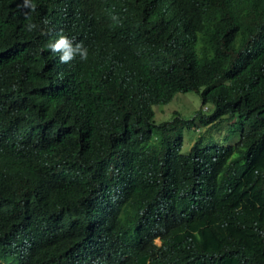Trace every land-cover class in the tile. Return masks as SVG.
I'll return each instance as SVG.
<instances>
[{"label": "trees", "instance_id": "obj_1", "mask_svg": "<svg viewBox=\"0 0 264 264\" xmlns=\"http://www.w3.org/2000/svg\"><path fill=\"white\" fill-rule=\"evenodd\" d=\"M18 3L0 0V264H264V0ZM61 34L88 59L60 63ZM186 93L191 120H155ZM227 121L235 145L180 154L185 128Z\"/></svg>", "mask_w": 264, "mask_h": 264}, {"label": "rangeland", "instance_id": "obj_2", "mask_svg": "<svg viewBox=\"0 0 264 264\" xmlns=\"http://www.w3.org/2000/svg\"><path fill=\"white\" fill-rule=\"evenodd\" d=\"M222 81V80H221ZM209 106V105H208ZM200 108V98L195 93L177 94L166 105L156 106L155 120L157 122L169 121L176 114H179L184 120H191L196 112ZM204 109H207L204 107ZM211 106L208 107L207 112H211ZM206 112V111H205ZM213 128L210 132L205 133V128L187 129L183 130V145L180 150V154L186 155L189 153L191 146L194 144L197 138L203 137L202 146H233L239 139L240 134L235 132L230 122H224ZM138 203L136 201H130L124 208L121 214V221L126 222L135 212Z\"/></svg>", "mask_w": 264, "mask_h": 264}, {"label": "clouds", "instance_id": "obj_3", "mask_svg": "<svg viewBox=\"0 0 264 264\" xmlns=\"http://www.w3.org/2000/svg\"><path fill=\"white\" fill-rule=\"evenodd\" d=\"M17 7L26 18H30V14L36 11V4L33 3V0H19ZM112 19L114 21L117 20L116 17H112ZM37 27L38 25L34 23H28L26 25V30L28 32H33ZM46 48L53 54H59V61L62 64L71 63L77 57H79L81 61H86L88 59V49L83 43H74L72 39L63 34L59 35L55 42L48 43Z\"/></svg>", "mask_w": 264, "mask_h": 264}]
</instances>
